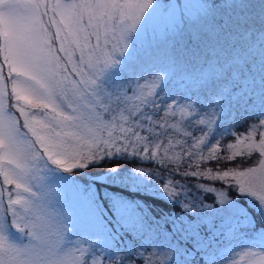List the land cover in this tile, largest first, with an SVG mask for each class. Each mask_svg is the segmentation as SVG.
Segmentation results:
<instances>
[{
  "label": "snow or ice",
  "instance_id": "obj_1",
  "mask_svg": "<svg viewBox=\"0 0 264 264\" xmlns=\"http://www.w3.org/2000/svg\"><path fill=\"white\" fill-rule=\"evenodd\" d=\"M244 257L264 264V0H0V264Z\"/></svg>",
  "mask_w": 264,
  "mask_h": 264
},
{
  "label": "trees",
  "instance_id": "obj_2",
  "mask_svg": "<svg viewBox=\"0 0 264 264\" xmlns=\"http://www.w3.org/2000/svg\"><path fill=\"white\" fill-rule=\"evenodd\" d=\"M242 131V128L240 129ZM226 155V153H225ZM257 160V156H253L252 159L250 160H246V159H241V158H237L236 161L232 164H227L226 162H213V163H210V164H204L202 165V168H208V167H211L214 170H226V168L228 167H237V168H243V167H247L249 165H252L253 162ZM126 163V162H124ZM144 163V162H142ZM153 165L149 164L147 165V170L151 171L153 170ZM102 169L101 168H90L89 171L91 172H96V171H101ZM190 182H193V181H190ZM208 199L210 200L211 197H208ZM150 203H159L158 201H149ZM160 210V207H157V211Z\"/></svg>",
  "mask_w": 264,
  "mask_h": 264
},
{
  "label": "rangeland",
  "instance_id": "obj_3",
  "mask_svg": "<svg viewBox=\"0 0 264 264\" xmlns=\"http://www.w3.org/2000/svg\"><path fill=\"white\" fill-rule=\"evenodd\" d=\"M257 159H258V157H257ZM214 171H216V170H214ZM240 264H260V261L258 258L255 261H253L252 258L244 257L241 260Z\"/></svg>",
  "mask_w": 264,
  "mask_h": 264
}]
</instances>
